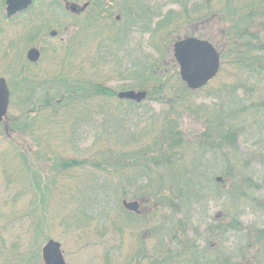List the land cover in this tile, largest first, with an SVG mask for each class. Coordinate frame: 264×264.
Wrapping results in <instances>:
<instances>
[{
  "label": "rangeland",
  "instance_id": "rangeland-1",
  "mask_svg": "<svg viewBox=\"0 0 264 264\" xmlns=\"http://www.w3.org/2000/svg\"><path fill=\"white\" fill-rule=\"evenodd\" d=\"M59 1L56 11L37 1L22 15L8 18L5 13L6 0H0V73L7 78L12 93L11 100L14 101L8 114L21 115L27 108L26 102L31 101L35 93L36 97L59 93L56 83L66 78L98 82L114 89L117 94L120 91L141 89L131 87L136 80L129 74L134 70L132 63L145 54L149 56L153 53L151 61L158 56L151 46L153 38L149 32L143 31H151L154 38L159 36L154 31H158L161 27L158 23L170 10L178 14L175 24L167 26L165 30L159 29L165 31L166 42L171 44L170 53H166L170 55H167L165 60L170 70L174 67L170 62L176 63L172 48L178 38L192 34L219 45V40L224 36L223 18L214 13L222 7L216 0L212 1L211 7H206L207 11L200 9L193 14L186 12L185 6L190 8L203 0H143L149 9L148 20L144 23L151 22V24L142 28L133 26L128 35L123 32L127 31L126 21L130 20L128 12L127 14L125 12L127 0H100V7L109 11L110 17L107 14L102 16L97 13L93 17L92 9L80 19L66 10L64 0ZM69 1L82 5L87 0ZM212 13L214 15H211ZM116 15H121V19L116 20ZM87 19L90 35L85 31H75ZM76 22L79 24L77 27ZM95 23L102 32H95L98 28ZM114 25H117V28H114ZM110 28L112 31H109ZM54 30L57 31L56 35H52ZM122 33L125 35L124 38L126 37L125 42L119 38L121 37L119 34ZM120 43L122 45L118 47ZM31 47L42 50L41 59L37 63H31L27 59V52ZM226 66L227 68L223 67L225 71L220 74V79L211 81L206 86V91L196 93L199 96L197 100L199 103L207 101L211 106L218 105V94L212 95L207 89L218 88L223 81L231 84L237 78L234 74L235 69ZM44 82H50L51 88L44 87ZM256 86L262 90H257L258 94L260 91L264 92V81ZM19 88L21 89L18 93ZM143 105L145 107L142 109H131L117 100L111 102L105 98L94 97L89 101L90 110L76 112L70 110L75 106L65 107L62 111L53 113L58 114L57 118H60L63 124H49V127L47 124H42L39 128L38 122V128L29 135L30 138H27L30 144L32 140L34 141V146L30 145V147L26 140L22 141L16 136L17 132H11V138L6 137L3 132L4 122L0 125V264L4 262L23 264L32 251L40 254V261L35 264H44L42 249L52 238L61 242L68 264H107L105 257L108 252L113 256L110 260L111 264H125V258L139 249L141 246V243L137 242L139 233H143L145 229L143 227L147 226L141 223L139 224L141 227L136 228L129 224L124 227L123 232H119L122 223L118 222L120 219L117 212L118 202L122 203V199H135V193L126 190L125 193L121 191L110 194L112 190L109 192L107 186L119 182L117 175L113 174L112 177L109 173L105 174L95 165L106 161L105 155H108L110 148L116 153L120 150L134 152L140 145L149 143L151 137L158 133L162 126L150 122L151 113H157L165 107L168 109V106L157 101H148ZM78 113L82 114L81 119L77 118ZM111 115H114V118H111ZM189 119V117L182 119L183 129L198 130L199 121L189 122ZM115 124L119 133L122 132L126 136L123 142L115 140L116 134L112 133L110 126ZM71 128H75L76 132L73 133L71 130L70 133ZM130 132L137 136H127ZM144 132L147 135H144ZM73 135L74 140H71ZM142 137L143 139H140ZM11 140L16 141L15 144ZM238 145L242 156L249 162V168L254 171L264 168L257 155L258 145L253 146L252 141L250 139L247 141L244 137L238 141ZM24 147L29 149L25 155L30 165L29 170L20 157L21 152H26ZM44 152L63 158H82L87 162L83 166L68 169L64 175L55 174V170L46 176L41 173L35 175L33 169L39 171L40 168H44L49 172L51 167L47 157H44ZM32 175L37 176L36 179ZM41 177H44L43 180ZM39 179L41 181H38ZM41 187H43L42 192ZM262 192L264 193V190ZM83 201H85L83 211H86V214L107 212L108 218L101 221L94 219L93 222L88 223L89 227L84 225L80 228L74 227L76 218L78 216L81 218L79 212L82 213L80 204ZM97 202L100 207L98 213L93 208ZM201 207L194 205L190 223L192 226H189L187 234L196 239L197 244L203 249L209 247L211 243V248L212 246L213 249L220 248L222 243L218 242L216 236L209 237L211 230L209 227L220 220L217 217L224 213L223 206L221 202L210 200ZM120 214L122 218H127L125 214ZM260 218L264 220L263 216L246 213L241 217L242 225L249 228ZM114 221L115 227L112 224ZM97 223H101L99 225L102 227L99 233H96ZM152 223L153 221L148 225L149 228L152 227ZM70 224L73 225L68 227ZM229 234L232 240L227 239L226 243L229 246L237 244L239 239L235 238L234 233ZM146 241L147 244L144 243L146 246L152 243L151 239L147 238ZM234 241L235 243L232 244ZM231 254L236 253L231 252ZM23 255L24 257H21ZM28 264H31V259Z\"/></svg>",
  "mask_w": 264,
  "mask_h": 264
},
{
  "label": "trees",
  "instance_id": "trees-1",
  "mask_svg": "<svg viewBox=\"0 0 264 264\" xmlns=\"http://www.w3.org/2000/svg\"><path fill=\"white\" fill-rule=\"evenodd\" d=\"M212 1L203 0L190 7L191 9L186 5L184 10L189 14L200 9L207 11L206 7H211ZM216 1L222 7L214 13L223 18L224 22V36L219 40V45L214 43L222 62L217 78H221L219 76L225 71L223 67L227 68L226 65L235 69L234 74L237 76L231 84L223 81L218 88L207 89L212 95L218 94V105L211 106L207 101L199 103L196 93L206 91V87L190 89L179 78L176 63L170 62L174 65L171 70L165 63L166 56L170 55L166 53H170L171 44L166 42L165 31L159 29L165 30L167 26L175 24L178 14L170 10L158 23L161 26L158 31H154L159 35L156 39L151 31H143L150 33L153 38L151 46L158 56L151 61L153 53L149 56L145 54L132 63L134 70L129 72L136 79L131 87L141 88L148 93L141 103L119 99L115 90L104 84L66 78L56 83L59 93L44 94L43 97H36L35 93L31 101H25L27 108L21 115L8 114L4 120L3 132L6 137L11 138V132H17L16 136L22 141L26 140L30 147L34 146V141L30 144L27 138L38 128V122L39 128L42 124H47L48 127L49 124H63L60 118H57L58 114L53 113L70 106H75L70 110L76 112L90 110L89 101L94 97L105 98L111 102L117 100L131 109H142L145 107L143 104L148 101H157L168 106V109L165 107L157 113H151L150 122L161 124L162 127L151 137L149 143L140 145L134 152L120 150L116 153L110 148L108 155H105L106 161L95 165L105 174L109 173L112 177L113 174L117 175L119 182L107 186L109 192L112 190L110 194L130 190L135 193V199L145 206L141 214H135L126 210L121 201L118 202V222L122 223L119 232H123L124 227L129 224L136 228L141 227V223L147 226L143 227V233L138 236L137 242H140L141 246L125 258V264H264V220L260 218L249 228L244 227L241 220L246 213L264 217V168L258 171L249 168V162L242 156L238 145V141L243 137L247 141L250 139L253 146L258 145L257 155L264 165V92H261L258 86L255 87L264 81V0ZM126 2L125 12H128L130 18L129 22L126 21L127 31H123L126 35L130 34L133 26L142 28L151 24L144 23L148 20L149 9L143 0ZM119 36L120 40L126 41L123 33ZM112 39L115 40L114 37ZM121 45L122 43L118 44V47ZM49 83L44 82L45 85H41L51 88ZM20 89L17 90L18 93ZM257 90H261L259 94ZM239 91L241 93H238ZM13 103L11 100V104ZM62 106L64 107L61 108ZM184 117H189V122L199 121L198 130L183 129ZM77 118L81 119L82 114L78 113ZM111 118H114V115H111ZM110 126L112 133L116 134L115 140L123 142L126 136L121 131V134L119 133L116 124ZM71 130L76 132L75 128H71L70 133ZM144 135L147 133L144 132ZM127 136L137 135L130 132ZM73 137L75 136L73 135L71 140H74ZM11 141L14 144L16 142ZM28 151L29 149H26V152H21L20 157L29 170L30 165L25 158ZM52 156L44 152V157H47L51 166L49 172L40 168L39 171L33 169V173L46 176L55 170V174L64 175L68 169L83 166L87 162L77 157ZM35 175H32L34 179L37 177ZM42 190L43 187L41 192ZM210 200L221 202L224 209V213L217 217L220 220L209 227V237L216 236L222 244L220 248L213 249L211 243L203 249L196 239L187 234V230L192 226L190 223L194 205L201 207ZM112 201L114 202V198ZM99 202L93 207L96 213L100 210ZM80 205L82 213L79 212L81 218L78 216L75 220L76 228L83 225L89 227L88 223L94 219L101 221L108 218L107 212L86 214V211H83L85 201ZM120 213L125 214L127 218H122ZM151 221L153 225L149 228ZM114 223L115 221L112 222L113 225ZM99 224L101 223L95 225L96 233L102 230ZM71 225L73 224L68 227ZM230 232L239 239V242L232 246L226 243L227 239L232 240ZM147 238L151 239L152 243L146 246L144 243L147 244ZM30 259L31 264H35L40 261V254L32 251L23 264H28ZM112 259L113 256L108 252L105 257L107 264H111Z\"/></svg>",
  "mask_w": 264,
  "mask_h": 264
},
{
  "label": "water",
  "instance_id": "water-1",
  "mask_svg": "<svg viewBox=\"0 0 264 264\" xmlns=\"http://www.w3.org/2000/svg\"><path fill=\"white\" fill-rule=\"evenodd\" d=\"M32 0H7V13L12 16L15 13L27 8ZM69 9L76 11L74 4H69ZM40 56L38 49L33 48L29 51L28 57L36 61ZM174 56L180 65V75L182 79L192 89H198L205 86L219 72L220 59L214 45L205 39L189 37L178 40L174 44ZM147 95L146 91H123L119 97L141 101ZM10 101V91L5 78L0 76V123L7 113ZM124 206L132 211H140L138 201H124ZM61 243L50 239L43 247L44 264H67Z\"/></svg>",
  "mask_w": 264,
  "mask_h": 264
},
{
  "label": "flooded vegetation",
  "instance_id": "flooded-vegetation-1",
  "mask_svg": "<svg viewBox=\"0 0 264 264\" xmlns=\"http://www.w3.org/2000/svg\"><path fill=\"white\" fill-rule=\"evenodd\" d=\"M40 2V3H44V4H46V6L48 5L53 11H56L55 10V8H57L58 7V5H59V3H60V1L58 2V0H51V1H49V2H47V1H44V0H32V4L30 5V7L27 9V11L28 10H30L33 6H34V3H36V2ZM64 3H65V7H66V5H68V2H72V3H75V4H77L79 7H77L76 8V13L75 14H73L74 16H76V18H78V19H80L82 16H85L86 15V13L89 11V10H92V14L94 13V15H93V17L95 16V14L97 13V14H99V15H102V16H104V14H107V16H111V13L109 12V11H107L106 9L104 10L103 9V7H100V5H101V2H100V0H87V1H85L82 5L81 4H79V3H77V2H73V1H69V0H64L63 1ZM87 3V4H86ZM86 5V6H85ZM7 6V5H6ZM5 6V7H6ZM57 6V7H56ZM99 7H100V9H101V11L99 10ZM5 10H6V8H5ZM5 13H6V11H5ZM22 14H23V12H21ZM21 13H17L16 15H14V16H12V17H8L7 15V17L8 18H16V17H18L19 15H22ZM90 13V12H89ZM114 19V18H113ZM119 19H121V15H116V20H119ZM92 21V20H91ZM95 25H96V23H95ZM77 26H79V24L76 22V27ZM97 27H98V24L96 25ZM54 31H56V30H54ZM75 31H83V27H82V25L80 26V28H77V30L75 29ZM97 31H101V29H100V27H98L97 28ZM118 31V30H117ZM40 49V51H42L41 50V48H39ZM42 53V52H41Z\"/></svg>",
  "mask_w": 264,
  "mask_h": 264
}]
</instances>
